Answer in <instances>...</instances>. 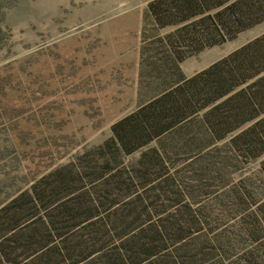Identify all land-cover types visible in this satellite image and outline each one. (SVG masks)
<instances>
[{"label":"trees","instance_id":"1","mask_svg":"<svg viewBox=\"0 0 264 264\" xmlns=\"http://www.w3.org/2000/svg\"><path fill=\"white\" fill-rule=\"evenodd\" d=\"M262 23L264 0L151 1L140 105L0 204V264H264V34L181 69Z\"/></svg>","mask_w":264,"mask_h":264},{"label":"rangeland","instance_id":"2","mask_svg":"<svg viewBox=\"0 0 264 264\" xmlns=\"http://www.w3.org/2000/svg\"><path fill=\"white\" fill-rule=\"evenodd\" d=\"M151 1L0 0V204L138 108ZM263 34L264 23L183 65L203 69Z\"/></svg>","mask_w":264,"mask_h":264},{"label":"crops","instance_id":"3","mask_svg":"<svg viewBox=\"0 0 264 264\" xmlns=\"http://www.w3.org/2000/svg\"><path fill=\"white\" fill-rule=\"evenodd\" d=\"M217 61H218V60H217ZM217 61L213 62L212 64L208 65L207 67H205V68H203V69L196 70L195 72L186 69L185 65H183V64L186 62V61H185V62L181 65V69H182L183 74H184L187 78H191V77L195 76L196 74H198V73H200V72H202V71L208 69L211 65H213V64L216 63ZM136 109H137V108H136ZM136 109H135V110H136ZM135 110H134V111H135ZM132 112H133V111H132ZM132 112H130V113H132ZM130 113H129V114H130ZM127 115H128V114H127ZM127 115H126V116H127ZM121 119H122V118H121Z\"/></svg>","mask_w":264,"mask_h":264}]
</instances>
